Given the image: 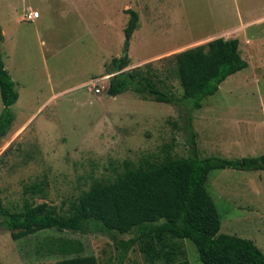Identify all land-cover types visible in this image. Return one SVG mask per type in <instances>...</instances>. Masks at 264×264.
I'll return each instance as SVG.
<instances>
[{
    "label": "rangeland",
    "instance_id": "rangeland-1",
    "mask_svg": "<svg viewBox=\"0 0 264 264\" xmlns=\"http://www.w3.org/2000/svg\"><path fill=\"white\" fill-rule=\"evenodd\" d=\"M145 2L148 18L131 35L124 70L148 64L180 95L173 56L214 38L236 39L249 66L190 109L196 152L225 159L264 154V0H130V8L143 13ZM19 6L20 0H0V56L17 92L8 107L11 126L0 139V202L6 210L18 211L25 200L65 214L92 181H110L125 168L160 162L165 154L188 155L185 107L144 101L129 91L105 93L109 75L103 67L122 54L126 24L119 16L111 11L102 21L106 27L95 34L83 19L47 20L36 32L8 22ZM93 79L98 93L88 85ZM2 109L0 101V114ZM205 188L220 216L219 233L248 239L264 254V170H214ZM113 235L132 237L44 230L12 240L0 228V264L73 256L58 252L60 240L78 243L80 255H92L97 264H163L162 253L171 247L176 260L201 264L187 240L143 236L121 256Z\"/></svg>",
    "mask_w": 264,
    "mask_h": 264
},
{
    "label": "trees",
    "instance_id": "trees-1",
    "mask_svg": "<svg viewBox=\"0 0 264 264\" xmlns=\"http://www.w3.org/2000/svg\"><path fill=\"white\" fill-rule=\"evenodd\" d=\"M128 15L122 31V54L103 67L104 75H109L105 93L114 97L129 91L144 101L185 107L183 130L188 155L174 158L165 154L160 162L125 168L110 181H92L65 214H58L44 203L25 200L18 211L9 212L0 202V228L12 240L44 230L79 234L99 230L131 235L126 241L112 236L121 256L143 236L157 240L167 236L189 241L201 264H264V254L252 241L219 233L220 216L205 188L207 177L214 170L263 171L264 154L238 159L200 158L190 119V109L199 108L225 78L247 67L238 41L218 37L176 53L175 77L181 90L176 95L148 64L124 70L129 64V40L137 26L136 13L130 10ZM16 99L17 92L0 56V139L11 126L13 116L8 107ZM57 250L61 255L73 256L43 264H97L92 255H80L81 247L74 241L60 240ZM145 251L149 256L147 247ZM173 251L171 247L162 253L163 264H188L184 259L176 260Z\"/></svg>",
    "mask_w": 264,
    "mask_h": 264
},
{
    "label": "crops",
    "instance_id": "crops-1",
    "mask_svg": "<svg viewBox=\"0 0 264 264\" xmlns=\"http://www.w3.org/2000/svg\"><path fill=\"white\" fill-rule=\"evenodd\" d=\"M143 4V13H141L139 10L130 8V0H20L19 8H12V16L9 17L8 22L12 20L16 24L25 23L37 32L38 29L44 28L47 20L52 19V21H61L83 19L91 23L89 27L88 24H86L87 31L95 34L99 29L101 30L106 27L102 21L108 19V14L111 11L115 16H119L121 22L124 21L123 25H125L128 21V12L132 10L137 15V26L133 31V33H135L141 23L140 19L142 17L148 18L146 14L148 15L149 8L146 6V2ZM27 11H36L38 13L37 19L26 21L24 15ZM43 30L46 31V28ZM0 33V40H2L5 32L1 24ZM248 66L249 64L247 63V67Z\"/></svg>",
    "mask_w": 264,
    "mask_h": 264
},
{
    "label": "built area",
    "instance_id": "built-area-1",
    "mask_svg": "<svg viewBox=\"0 0 264 264\" xmlns=\"http://www.w3.org/2000/svg\"><path fill=\"white\" fill-rule=\"evenodd\" d=\"M37 17H38V13L36 11H27L25 12V15H24V18L26 21H33L37 19ZM97 82H98V79H93V80H90L88 85L92 86V89H94ZM94 92L98 93L99 90L96 88L94 89Z\"/></svg>",
    "mask_w": 264,
    "mask_h": 264
}]
</instances>
